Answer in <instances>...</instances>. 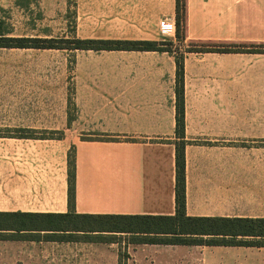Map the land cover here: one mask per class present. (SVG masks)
I'll list each match as a JSON object with an SVG mask.
<instances>
[{"label":"crops","instance_id":"1","mask_svg":"<svg viewBox=\"0 0 264 264\" xmlns=\"http://www.w3.org/2000/svg\"><path fill=\"white\" fill-rule=\"evenodd\" d=\"M13 5L0 0V10ZM184 8L189 41L264 45V0H185ZM75 9L89 29L113 33L86 38L175 37L176 0H75ZM0 26L11 35L4 17ZM12 50L20 49L0 48V212L66 213L70 153L75 213L174 215L175 55L78 50L69 123L67 90L29 86L27 63ZM183 86L186 216L264 219V53L186 51ZM108 245L0 240L9 256L35 264L101 260ZM132 246L172 264H264V247Z\"/></svg>","mask_w":264,"mask_h":264},{"label":"trees","instance_id":"2","mask_svg":"<svg viewBox=\"0 0 264 264\" xmlns=\"http://www.w3.org/2000/svg\"><path fill=\"white\" fill-rule=\"evenodd\" d=\"M182 1V2H181ZM184 0H176L175 38H180ZM182 11V12H181ZM172 41L121 39H43L4 36L0 48L91 51H159L172 53ZM189 52L264 53L263 46L211 45ZM175 213L163 215L79 214L74 211L75 164L68 156V211L66 213L0 212V240H44L107 244L227 245L264 247V219L187 217L185 212V140L183 53L175 56ZM68 121L74 105L68 100ZM102 140V139H97ZM104 140H110L104 138ZM206 236V239H203ZM126 237L124 240L123 238ZM122 239V242L119 241Z\"/></svg>","mask_w":264,"mask_h":264},{"label":"rangeland","instance_id":"3","mask_svg":"<svg viewBox=\"0 0 264 264\" xmlns=\"http://www.w3.org/2000/svg\"><path fill=\"white\" fill-rule=\"evenodd\" d=\"M47 1H53L54 6L43 5L42 0H15V5L11 8L0 10V17L5 18L4 29L11 31L10 36L37 37L43 39H69L73 37L88 39L86 38L87 35H94L97 32H101V34H113L111 29H98L99 31L89 29V23L82 22V19H79V15L75 9V0ZM167 22L168 20L165 18L159 24V33L164 38L168 35ZM170 41H172V54L175 56L191 48L201 47L202 45H205V47H210L214 44L226 45L212 42L189 41L185 37L184 19L180 26V38L176 39L174 37V40ZM8 52L21 55L22 64L24 60L26 61L29 86L58 87L61 96L67 90L68 100L69 98L71 99L69 94L73 90L72 73L75 65V55L78 54L81 56L85 52L58 49H20ZM70 113L72 114V112ZM125 238L123 239L126 240ZM29 239L30 237L26 236L20 240ZM119 241L122 242V239H119ZM32 252H34L33 248L27 249V251L24 250L26 254H32ZM22 254L16 251L15 255L9 256L5 249H0V264H35L34 262H18ZM100 255L101 260L97 259L96 261H92L86 256L88 260L80 263L84 259L77 257L73 258L68 264H172L170 261L168 263L163 261L162 253H153L147 250H139L136 252L133 250L132 245L109 244L106 255L103 251H101ZM29 258L31 256H28ZM12 259L15 260L12 261ZM57 264L65 263L57 262Z\"/></svg>","mask_w":264,"mask_h":264}]
</instances>
